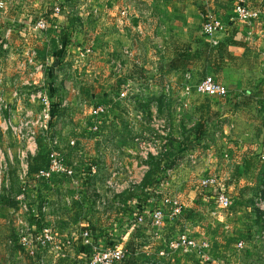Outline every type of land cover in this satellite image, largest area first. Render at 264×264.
Instances as JSON below:
<instances>
[{"label":"rangeland","instance_id":"rangeland-1","mask_svg":"<svg viewBox=\"0 0 264 264\" xmlns=\"http://www.w3.org/2000/svg\"><path fill=\"white\" fill-rule=\"evenodd\" d=\"M1 1L5 6L0 30H11L0 38L1 44H7L0 49V75L12 82L6 98L12 108L10 119L13 123L32 120L38 136L47 108L42 97L15 99L14 80L24 94L42 93L48 103L58 105L47 136L55 131L50 148L56 164L69 166L73 175L58 172L49 184L29 181L23 170L31 154L21 153L26 143L10 130L2 132L0 145L8 174L0 197V264H71L77 258L73 264H93L89 258L108 249L125 250L130 241L138 250L139 264H151L157 255L163 264H264V210L255 208V194L239 196L225 184L223 175L231 173L228 163L232 161L225 160L228 152L220 148L221 133H208L212 151L204 155L205 147L185 142L191 133L175 129L172 120L182 118L175 112L177 102L163 99L159 65L167 52L163 44L171 36L164 34L163 27L169 15H162L166 9L175 11L170 3L175 0ZM211 3L194 0L187 5L201 9L193 20L200 31L210 16L227 27L234 19L248 25L250 40L256 36L264 40V19H260L264 0L243 2L248 11L258 12L246 20L238 18L237 6L242 2ZM57 53L65 55L59 71L53 65ZM249 67L244 81L252 84L256 69L253 63ZM255 84L250 89L264 93V84ZM101 105L103 110L94 113ZM154 124L167 141L158 193L145 196L138 189L133 201H127L119 194L141 181L146 154L159 147L149 138L162 140ZM142 139L150 143L145 146ZM207 157H212L209 164L220 175L206 168ZM92 163L95 170L87 180ZM170 168L172 172L166 170ZM195 169L200 171L187 186V172ZM214 175L218 184L204 188L202 180ZM192 185L194 191H190ZM241 185L247 184L242 181ZM218 190L231 195L232 206L219 204ZM41 216L48 224L44 230L30 222ZM86 231L112 240L107 244L89 236L85 242ZM75 242L86 247L80 250ZM160 250L165 256H160Z\"/></svg>","mask_w":264,"mask_h":264},{"label":"crops","instance_id":"crops-1","mask_svg":"<svg viewBox=\"0 0 264 264\" xmlns=\"http://www.w3.org/2000/svg\"><path fill=\"white\" fill-rule=\"evenodd\" d=\"M200 1L203 4L208 2L227 4L228 2V0ZM245 1L261 4L263 0ZM193 2L194 0L170 2L174 5L175 11L164 9L162 15H169L163 27L164 34L171 36L163 44V50H166L167 54L165 53L166 56L159 65V76L161 83L164 84L163 99L166 102L180 100L186 102L185 105L178 104L181 107L180 111L175 110L179 116L182 115V118L177 119L175 113L173 114L174 127L176 130L183 129L184 132L191 133L187 137L190 140L185 142L205 147L204 155L212 151L208 150L211 143V136L208 133L212 132L215 135L221 133L223 143L220 148H226L225 152H228V154L224 153L228 155V158L224 156L225 160L232 161L228 163L230 169L232 168L231 173L228 176L225 173L221 174L227 180L226 182L224 180L225 184L229 186V189L234 188L236 195L239 196L256 194L261 190L262 179H264V97L263 93L250 89V86H257L255 83L260 82L264 84V40L260 36L250 40L247 36L248 25L243 26L230 16L229 19L232 21L226 18L230 22L228 29L218 36L222 43L221 48L212 47L209 38L201 34L193 21L198 14L201 15L199 7L192 9V6H187ZM225 9V12H229ZM260 19H264L263 14ZM241 28H244V31ZM8 31L11 30L5 27L0 30V38L7 36ZM14 36L11 34L12 44ZM3 44L0 42V49ZM255 54L258 57H255ZM251 63L256 69V73L252 75V84L244 81ZM188 73L192 75L189 79L192 85L205 75H211L227 87L228 93L225 96H210L193 90L186 94L184 85ZM11 84L7 75H0V92L4 98H7L11 92L9 89ZM2 132L5 133V130L0 128L1 137ZM211 158L205 159L208 166L206 168L218 174V171H215L216 167L209 164ZM199 171L197 169L187 172L190 177L186 181L187 186L192 183L194 174ZM184 179L187 178L184 177ZM242 181L247 184L244 188H242L244 185H241ZM190 191H194L193 185ZM230 191L232 192L231 189Z\"/></svg>","mask_w":264,"mask_h":264},{"label":"built area","instance_id":"built-area-1","mask_svg":"<svg viewBox=\"0 0 264 264\" xmlns=\"http://www.w3.org/2000/svg\"><path fill=\"white\" fill-rule=\"evenodd\" d=\"M240 3L237 6V13H238V18L241 20H246L248 18H252V17H257L258 16V12L257 11H248L246 6L244 5L243 2H245V0H240ZM5 4L3 1L0 0V18L2 15V10L4 8ZM59 11V9H57ZM60 12V11H59ZM250 21V20H249ZM40 27L44 28L45 24L43 21H40ZM227 26L222 23L219 19H215L212 16L208 17L206 22L203 24L202 29H201V33L208 37L210 42L213 45H217L219 42V38L218 36L222 33H224L227 30ZM3 47H7V44L4 43ZM42 66V65H41ZM187 80L186 83L184 85V92L186 94L191 93L193 90H195L198 93H203V94H207L210 96H225L228 93V89L227 87L223 84L220 83L219 81H217L213 76L211 75H205L203 78H201L199 81H197L195 83V85H192L191 83H189V73L187 75ZM22 84H25V82H22ZM51 87V85H49ZM13 87L14 90L12 91L13 93V97H15V99L19 98H23L24 96H28V98L32 101H34L35 98L37 97H42L43 100L45 101L47 108L45 109V112L43 113V116L45 117L44 122L40 125V133L39 134H45L47 135L50 128H51V123H52V119H53V113L55 112V109L57 110V108L59 107L58 105L53 106L52 104L48 103V97L45 94L42 93H36V92H31L28 95L24 94L23 92L20 91L19 84L17 80H14L13 82ZM54 87L50 88V94L51 92H53ZM124 93V92H123ZM263 97H264V93H263ZM177 105L175 107V110L180 111V106H178L179 103L185 105L186 102L185 101H176ZM103 110V107L101 105V107H97L95 109H93V112L98 114L99 112H101ZM12 112V108L10 103H8L6 101V98H4L2 92H0V117H3L2 122H0V128H3L4 130H10L11 133L23 140L26 143V147L21 151V153L23 155H26L28 152H30L31 155L35 154L37 149H38V144H37V129L34 126L35 122H33L30 119H24L25 121H21L19 123H13V121H11L10 119V113ZM8 117H6V115ZM155 128L157 132L162 136V140H158V139H151L149 138V140H152V144H154V146H156V144H159V147L156 150H152L150 151V153L148 152L146 154V160H144L146 162V170L143 174V177L146 173V171L149 169V164H148V160L150 158V156H157L160 154H163L165 152L166 148V139H164L162 133L160 132V128L158 126V124H154ZM95 128H97V125H94ZM161 128H163L164 130H169V128H165V125H161ZM156 132V131H155ZM52 142H53V138H52ZM74 142V141H72ZM143 145L146 146L147 143H150L148 141H146L145 139H142ZM226 158H228V156H225ZM50 167L48 170L43 171L40 175L36 176L37 178L41 177V176H45L47 178H50L53 174H57L58 172H63L69 176L73 175V170L69 167V166H62V165H58L56 164L55 161V153L53 152V149L51 150L50 153ZM29 159V158H28ZM193 160V157H192ZM194 162V160H193ZM91 173L94 172L95 170V165L91 166ZM165 167V166H164ZM28 169L29 166L26 167L24 171V176L27 177L28 175ZM168 172H172V168L170 169H166ZM8 160L6 157V153L5 151L2 149L1 145H0V196L3 192V188L4 186V179L8 174ZM142 177V179H143ZM214 177V178H213ZM213 177H207L206 179L202 180L203 184L202 186L205 187H211L214 186L217 183V179H216V175H214ZM141 179V180H142ZM216 179V180H215ZM34 181V179H33ZM73 182H75L74 179H72ZM141 182V181H140ZM139 182V183H140ZM139 183H133L131 184L129 187H127L125 190L139 184ZM158 185V184H157ZM124 190V191H125ZM123 191V192H124ZM122 193V192H121ZM157 194L158 193V189L156 188L153 191V194ZM152 195V194H151ZM218 198V202L220 205H222V207L224 208H228L229 206H232V198L231 195L228 192H225L223 190H218V194H217ZM164 201H167V198H164ZM255 208L257 210H264V194L263 193H259L257 195V197L255 198ZM44 206V205H43ZM159 217H161V214H155ZM142 217V215L139 216V222L140 218ZM151 222V220H150ZM159 222V221H158ZM158 222H154L152 221V223H158ZM85 236H87L86 238H84L85 242H88L90 240L89 236H91V234L89 235V232L86 231ZM186 242V241H185ZM188 242V241H187ZM191 243V242H189ZM66 244L70 245L71 241L70 239L66 240ZM179 244H182V242H180ZM186 244V243H185ZM240 245H242V242L239 243ZM111 249L105 250L108 252L103 253L101 256H97L96 255L94 257L89 258V260L93 263V264H117L123 257H124V253L126 252L124 249H114L112 251H109ZM160 255H165L164 251H159Z\"/></svg>","mask_w":264,"mask_h":264},{"label":"trees","instance_id":"trees-1","mask_svg":"<svg viewBox=\"0 0 264 264\" xmlns=\"http://www.w3.org/2000/svg\"><path fill=\"white\" fill-rule=\"evenodd\" d=\"M221 44L222 43L219 40L217 45H213L211 43V46L215 47L216 49H220ZM64 56H65L64 53H57L53 59V65L57 68L58 71L63 68V63H64L63 61L65 60ZM52 90L55 91V84H54V88ZM53 116H55L54 113H53ZM91 125L94 126L95 123H92ZM52 127H53V124L51 123V128H50L49 132L52 130ZM54 135H55V131L52 132L50 136H47V135L45 136V134H39L38 135V137H37L38 149H37L35 154L29 156L28 164H27L29 166L28 175H27V178L29 179V181H32L34 179V181H40V183L41 182H44V183L47 182L49 184V182L51 181V179L55 175V174H53L50 178H47L45 176H41L39 178L36 177V176L40 175L43 171L48 170L50 167V161H51L50 145H51L52 138L54 137ZM165 157H166V153H163V154H160L157 156H150V158L148 160L149 169L146 171L141 182L139 184L125 190L124 192L120 193L119 196L127 198L126 199L127 201H133V199L137 196L136 191L138 189L141 190L145 196H147V195L150 196V194H152L153 191L157 188L159 174L161 173V171L164 169V166H165V163H164ZM93 164H95V163L90 164L88 167V177H87L88 179L86 178L87 180L90 179L91 169H92L91 166ZM86 183H88V181ZM4 191L5 190H3V193L1 194L0 197L4 196V193H5ZM263 192H264V189H263ZM259 193H262V189L260 191H257L254 198H256ZM141 201L145 202V199H142ZM143 204L144 203H142V205ZM253 204H254V206L256 205L255 201L253 202ZM42 207L40 206V209H42ZM73 207H75V205ZM137 209L141 210V208H139V207ZM41 215H43L42 212H41ZM30 222L32 225L34 224L38 230H44L48 226V224L43 223L44 218L42 216L38 219H34L32 217L30 219ZM88 228H90L89 225H88ZM90 237L91 238H97V242H100V240H105L107 244H109V242L112 240V238L109 239V237L101 239V237L98 236L97 234H94V232L91 233ZM81 242H83V241H81ZM131 242L132 241H130L128 244L129 247H126V249H125L126 252L124 253V257L117 264H119V263L120 264H139L138 263V257L139 256H137L138 250L136 249L135 246H133V243H131ZM75 243L78 245L77 242H75ZM68 246H70V245H68ZM84 247H86V246H85V244L83 245V243H80V245L77 246V248L80 250H81V248L83 249ZM158 256L159 255H157L156 259L154 261H152L151 264H163L164 263L160 259V257H158ZM162 256H165V255H162ZM29 258L34 259V256L29 255ZM77 260H78V258L74 261H71L70 263L73 264Z\"/></svg>","mask_w":264,"mask_h":264}]
</instances>
